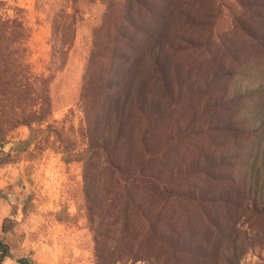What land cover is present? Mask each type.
<instances>
[{
    "label": "rangeland",
    "instance_id": "374dc122",
    "mask_svg": "<svg viewBox=\"0 0 264 264\" xmlns=\"http://www.w3.org/2000/svg\"><path fill=\"white\" fill-rule=\"evenodd\" d=\"M15 23L23 31L16 38ZM0 26V58L19 64L13 69L8 63V86L0 94V240L12 254L2 264H18L19 258L97 264L82 163L65 162L62 150L65 144L76 152L87 147L82 76L94 54L111 48L116 29L133 45L129 54L136 53L119 68L134 77V88L155 75L150 53L163 49L171 96L155 80L147 85L168 106L173 173L208 198L223 191L242 194L256 183L261 195L253 199L262 208L264 49L244 28L264 37V0H0ZM45 99L54 110L37 141L25 147V121L39 116ZM241 117L254 127L244 122L246 131L238 133L220 127ZM155 131L156 142L157 126ZM218 156L226 165L214 164L213 177L198 173ZM208 206L210 218L191 206L174 211L183 240L204 252L188 256L185 264H264V215L253 207L237 212L220 202Z\"/></svg>",
    "mask_w": 264,
    "mask_h": 264
},
{
    "label": "trees",
    "instance_id": "16d2710c",
    "mask_svg": "<svg viewBox=\"0 0 264 264\" xmlns=\"http://www.w3.org/2000/svg\"><path fill=\"white\" fill-rule=\"evenodd\" d=\"M20 30L23 32L20 24L15 23L12 37L20 36ZM244 30L264 49V37L249 28ZM122 34L120 29L115 30L111 48L103 46L101 54H94L96 61L88 60L90 64L82 76L79 100L85 113L83 136L87 147L76 152L73 146L65 144L62 153L65 162L82 163L86 216L94 234L97 264H117L123 260L185 264L188 256L201 257L204 252L191 248L190 243L183 240L185 238L174 221L175 210L182 212L191 206L210 218L208 204L220 202L236 208L237 212L253 207L264 215V205L258 208L253 199L261 192L257 184L252 183L250 190H243L242 194L234 190L223 191L219 197L208 198L196 188L197 185H185L181 175L173 173L169 165L168 106L160 104L147 85L149 79L155 80L161 93L168 98L171 96L169 76L162 60L163 49L154 48L150 53L155 75L149 74L146 82L134 88V77L119 73L121 65L136 55L129 54L134 51L133 45L124 42ZM8 63L13 69L19 66L16 58L9 62L0 58V94L8 86L7 80L3 79ZM237 94L244 96L247 93ZM53 110L50 100L45 99L39 116L25 121L30 130L28 139L21 142L25 147L37 141L39 133L43 132L41 124ZM244 122H248V129L254 127L243 117L220 123V127L238 133L239 130L246 131ZM136 123L140 126L136 127ZM156 126L159 139L155 142ZM4 140L5 137L0 136V145ZM217 159L218 162L203 165L198 173L213 177L214 164L226 165L224 156ZM11 258L8 244L0 240V264ZM16 261L18 264H36L32 258Z\"/></svg>",
    "mask_w": 264,
    "mask_h": 264
}]
</instances>
